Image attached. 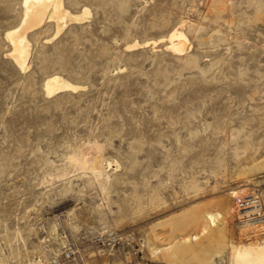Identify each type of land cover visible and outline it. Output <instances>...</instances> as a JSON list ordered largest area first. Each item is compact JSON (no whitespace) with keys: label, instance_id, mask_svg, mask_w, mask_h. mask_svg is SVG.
Returning <instances> with one entry per match:
<instances>
[{"label":"rangeland","instance_id":"rangeland-1","mask_svg":"<svg viewBox=\"0 0 264 264\" xmlns=\"http://www.w3.org/2000/svg\"><path fill=\"white\" fill-rule=\"evenodd\" d=\"M64 6L91 12L29 31L22 68L6 32L23 0H0V264H230L262 243L236 198L264 200V0ZM52 74L84 87L48 96ZM229 208L193 248L153 249Z\"/></svg>","mask_w":264,"mask_h":264},{"label":"bare ground","instance_id":"bare-ground-1","mask_svg":"<svg viewBox=\"0 0 264 264\" xmlns=\"http://www.w3.org/2000/svg\"><path fill=\"white\" fill-rule=\"evenodd\" d=\"M23 6L24 13L20 22L14 27L8 29L6 32V37L11 41L13 45V49L11 50L10 54L15 59L17 64L22 68L28 67V60L31 55L30 41L28 38L29 31L42 25L46 20L50 18L57 20L58 29L56 34H58L63 28V26L61 25L62 23H60V21H63L65 23H67L68 19L80 21L91 12L88 7H85L82 13H73L64 6V0H23ZM175 39L177 40V42H174L176 41ZM170 41L172 43V48L175 51H179L182 53L183 50H186L185 48L188 44V37L179 27H175L170 32ZM131 45L129 46L130 48L137 44H134L133 46ZM44 86L46 89V94L48 96L55 95L65 90L75 91L81 87H84V85L73 83L59 74H52L48 76L44 81ZM231 193L237 194L238 191L233 190L231 191ZM231 210L230 208L227 209L225 214L212 209H208L201 214L197 213L194 218L203 222H200L201 228L197 230V232L195 231L194 233L187 234L183 236L180 240L178 239V241L165 244L161 248L155 247L153 249L157 253L165 252L166 255V253H168L172 249L179 250L180 248H191L193 245L195 246L196 243H199V238L201 236L205 234L209 235L210 233L212 234V232H214V229L218 227L219 221L225 222L228 218H230ZM256 229H254V231ZM259 230H256V232L258 231V233H260ZM224 244L225 242L223 241L219 242V247L216 251L217 253H220L223 249H225ZM230 247V264H264V240L262 243L256 241L250 242L249 244H246L244 246H238L232 243Z\"/></svg>","mask_w":264,"mask_h":264},{"label":"built area","instance_id":"built-area-1","mask_svg":"<svg viewBox=\"0 0 264 264\" xmlns=\"http://www.w3.org/2000/svg\"><path fill=\"white\" fill-rule=\"evenodd\" d=\"M236 203L239 208L238 217L241 221L253 222L264 219V200L262 197L254 194L245 195L237 197Z\"/></svg>","mask_w":264,"mask_h":264}]
</instances>
